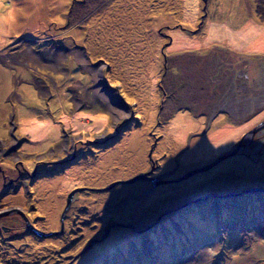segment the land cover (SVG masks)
I'll list each match as a JSON object with an SVG mask.
<instances>
[{
  "label": "rangeland",
  "instance_id": "1",
  "mask_svg": "<svg viewBox=\"0 0 264 264\" xmlns=\"http://www.w3.org/2000/svg\"><path fill=\"white\" fill-rule=\"evenodd\" d=\"M261 122L264 0H0V264H264Z\"/></svg>",
  "mask_w": 264,
  "mask_h": 264
},
{
  "label": "water",
  "instance_id": "2",
  "mask_svg": "<svg viewBox=\"0 0 264 264\" xmlns=\"http://www.w3.org/2000/svg\"><path fill=\"white\" fill-rule=\"evenodd\" d=\"M261 128H264V122H261L258 126H256L255 128L251 129L250 131H248V133H246L245 135H243L241 137V139L239 140L238 144L235 146L234 149H232L230 152L218 157L215 161H213L211 164L203 167V168H199L193 171L188 172L186 175H184L183 177H181L178 181H183L193 175H195L196 173H201L203 171H207L209 169H211L213 166H215L216 164L220 163L222 160L226 159V158H230L231 156L235 155L244 145V141L247 139L248 136L253 137ZM151 172L146 173V174H142L140 176H137L135 178H133L132 180H130L127 183H131L137 180H149L152 183H156L155 179L153 178H149L148 176L150 175ZM169 183L170 181H162L161 183ZM9 212H3L2 214H0V216H5L7 215ZM32 232L34 234H36L37 236H42L41 233L36 232L34 229H31Z\"/></svg>",
  "mask_w": 264,
  "mask_h": 264
},
{
  "label": "flooded vegetation",
  "instance_id": "3",
  "mask_svg": "<svg viewBox=\"0 0 264 264\" xmlns=\"http://www.w3.org/2000/svg\"><path fill=\"white\" fill-rule=\"evenodd\" d=\"M11 134V133H10ZM11 138L13 139V134H12V136H11ZM1 144H3V142L0 140V147L2 146V148H0V154L2 153L4 156L5 155H7V154H9L10 152H11V149H9V150H7V147L5 146V144H3V145H1ZM20 146V143H19V145L17 144L16 145V147H14L15 148V150H17V148ZM13 149V148H12ZM1 154V155H2ZM0 155V156H1ZM76 153H73L72 152V154H71V158L70 157H68L66 160H64L63 162H61V164H63V163H72V162H76V160H78V157H76ZM60 164V165H61ZM33 175L35 176L36 175V170L33 172ZM18 179V178H17ZM13 181H17L16 179H14ZM11 183H13V182H11L10 181V184H9V186H10V188H12L11 187ZM9 186H8V188H9ZM9 188V189H10ZM4 231H5V228L3 229ZM8 230H10V228H8ZM12 231V230H11Z\"/></svg>",
  "mask_w": 264,
  "mask_h": 264
},
{
  "label": "trees",
  "instance_id": "4",
  "mask_svg": "<svg viewBox=\"0 0 264 264\" xmlns=\"http://www.w3.org/2000/svg\"><path fill=\"white\" fill-rule=\"evenodd\" d=\"M205 17V16H204ZM203 23H201V24H199V26L198 27H201V25H202ZM165 69H166V65H165V68H164V71H165ZM111 141V140H110ZM104 144H106V143H104ZM108 144V143H107ZM214 167V166H213ZM212 169V168H211ZM207 172H209V171H206V172H204V173H207ZM204 173H201V174H204ZM180 179V178H179ZM240 194H241V192H238L237 194H233L232 196H234V198H236V197H240ZM244 194V193H243ZM189 203H186V204H184V205H181V207H185V205H188ZM179 208H181L180 206H178ZM44 236V235H43Z\"/></svg>",
  "mask_w": 264,
  "mask_h": 264
},
{
  "label": "crops",
  "instance_id": "5",
  "mask_svg": "<svg viewBox=\"0 0 264 264\" xmlns=\"http://www.w3.org/2000/svg\"><path fill=\"white\" fill-rule=\"evenodd\" d=\"M258 14V13H257ZM259 15V14H258ZM251 39H254L255 40V38L253 37V38H247L246 37V40L245 41H247V40H251ZM173 41H172V38H170V41H169V44H171ZM250 50H255V49H250ZM259 52H261V51H259Z\"/></svg>",
  "mask_w": 264,
  "mask_h": 264
},
{
  "label": "bare ground",
  "instance_id": "6",
  "mask_svg": "<svg viewBox=\"0 0 264 264\" xmlns=\"http://www.w3.org/2000/svg\"><path fill=\"white\" fill-rule=\"evenodd\" d=\"M208 171V170H207ZM203 172H206V171H203ZM203 172H201V173H203Z\"/></svg>",
  "mask_w": 264,
  "mask_h": 264
}]
</instances>
